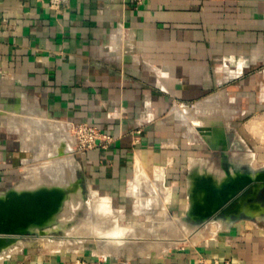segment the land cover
<instances>
[{
  "label": "crops",
  "instance_id": "crops-1",
  "mask_svg": "<svg viewBox=\"0 0 264 264\" xmlns=\"http://www.w3.org/2000/svg\"><path fill=\"white\" fill-rule=\"evenodd\" d=\"M79 123L112 141L77 152ZM232 178L253 188L237 216L196 225L208 237L111 264H264V0H0V194L57 193L62 213L80 200L74 225L106 192L121 223L143 226ZM40 238L3 264H69L85 248Z\"/></svg>",
  "mask_w": 264,
  "mask_h": 264
},
{
  "label": "bare ground",
  "instance_id": "bare-ground-1",
  "mask_svg": "<svg viewBox=\"0 0 264 264\" xmlns=\"http://www.w3.org/2000/svg\"><path fill=\"white\" fill-rule=\"evenodd\" d=\"M137 160L139 163L137 179L140 180L144 174H148L151 177L152 174L146 169L147 164L142 158V155H139ZM154 173H156L154 177H157V179L160 177L159 179H161L158 172ZM138 183L140 184V182ZM166 189L164 198L168 200L170 197V189ZM91 194V199L88 201L87 206L83 208L85 215L69 231L74 238L49 239L48 237H43L47 247L50 249H59L61 247L66 249H81L86 244L91 243L93 245V251L96 254H113L131 258L139 254L159 256L182 240L196 243L201 238L208 237L205 235L204 227L198 228L196 225L189 223L184 217L171 215L166 207L162 213L163 217H160L159 220L154 218L155 220L148 225H124L120 222L121 211L112 206V199L109 194L98 191H94ZM142 197V194L139 193L135 198H138L139 202L142 203ZM81 203L80 200L78 202L73 201L72 207H68L63 213L61 212L62 214L58 218L59 225H65L69 221H75L78 210L83 206H81ZM55 226L56 224L53 227ZM27 242L28 240L21 241L20 244L24 245ZM21 245L10 248L7 252H12L14 249L20 248ZM2 259L3 257L1 256L0 264H2Z\"/></svg>",
  "mask_w": 264,
  "mask_h": 264
},
{
  "label": "water",
  "instance_id": "water-1",
  "mask_svg": "<svg viewBox=\"0 0 264 264\" xmlns=\"http://www.w3.org/2000/svg\"><path fill=\"white\" fill-rule=\"evenodd\" d=\"M200 186L203 187V191L199 193V196H202L201 201L204 205H199L196 200V205L188 206L186 215L183 216L187 220L198 221L193 224L197 226H203L208 220L225 213L231 212L237 216L238 202L251 191L253 182L252 180L246 182L245 178H232L229 182L222 184L204 181ZM263 186L262 181L259 183V188L261 189ZM199 196L195 195L196 198ZM64 202L65 197L60 199L57 193L52 195H39L29 191L1 193L0 257L4 258L17 251L19 248L7 252L10 248L21 245V241L29 240L32 237H55L52 233L56 232V229H61L63 232L70 229L72 223L69 222L65 225L58 223ZM54 224L57 227H53ZM59 237L71 238L72 236L64 234Z\"/></svg>",
  "mask_w": 264,
  "mask_h": 264
},
{
  "label": "rangeland",
  "instance_id": "rangeland-1",
  "mask_svg": "<svg viewBox=\"0 0 264 264\" xmlns=\"http://www.w3.org/2000/svg\"><path fill=\"white\" fill-rule=\"evenodd\" d=\"M184 214V211L182 212L181 215ZM85 215V214H84ZM186 215V214H185ZM77 217H78V213H77ZM83 217V216H82ZM81 219V217H80ZM76 221V220H75ZM75 221H72V222H75ZM77 223V222H76ZM74 223V225L76 224ZM194 223H198V221H194L192 224ZM150 224V223H149ZM74 225L71 224L70 228H72ZM124 225H130V224H124ZM146 225V224H145ZM140 226V225H138ZM57 227V226H56ZM60 228V227H58ZM57 231L52 233L54 234V236H61V235H64V234H67L69 229L66 230V232H63L61 229L58 230L56 229ZM69 234V233H68ZM49 239H62V237L58 238H49ZM184 241V242H183ZM34 243V246H37L39 248H41V250L43 249V245L45 244V239L44 238H40L38 240H34L33 241ZM185 243H190V244H194V243H191V242H185V240H182L181 242H179L178 244H176L177 246H180L182 244H185ZM46 245V244H45ZM174 245V246H176ZM85 248L81 251V252H78L76 253V255L73 257V261L70 262V264H77V261L80 260V264H83V262H87L89 264H96V263H106V264H111V262H118V261H124V258L122 256H118V255H113V254H107V255H100V254H96L94 251H93V245L92 244H87L86 246H84ZM66 249V248H65ZM48 250V249H47ZM46 249H43V251H47ZM52 250H57V249H52ZM63 252L64 251H67V250H62ZM23 252V251H22ZM20 252V254L22 253ZM19 255V253H12L11 255H8V256H5L3 259H2V264L3 262H8L10 261L11 259H13L14 257H17ZM25 254H23L22 256H24Z\"/></svg>",
  "mask_w": 264,
  "mask_h": 264
},
{
  "label": "built area",
  "instance_id": "built-area-1",
  "mask_svg": "<svg viewBox=\"0 0 264 264\" xmlns=\"http://www.w3.org/2000/svg\"><path fill=\"white\" fill-rule=\"evenodd\" d=\"M74 134L77 139L76 151L80 153H85L97 146L106 147L112 141L111 136L102 132L97 126L87 123L76 124L74 126ZM77 264H80V260L77 261ZM83 264L89 263L83 262Z\"/></svg>",
  "mask_w": 264,
  "mask_h": 264
}]
</instances>
